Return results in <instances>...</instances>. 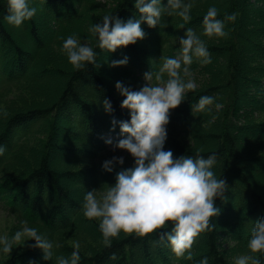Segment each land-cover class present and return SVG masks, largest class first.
Listing matches in <instances>:
<instances>
[{"label":"trees","instance_id":"obj_1","mask_svg":"<svg viewBox=\"0 0 264 264\" xmlns=\"http://www.w3.org/2000/svg\"><path fill=\"white\" fill-rule=\"evenodd\" d=\"M184 2L193 4L190 21L164 14L161 23L167 27L151 28L144 22L145 39L110 52L98 47V38L89 28L104 15L124 21L139 18L135 0H29L37 13L19 27L4 20L7 0H0V145L6 146L0 156V209L27 221L28 227L53 243L52 260H44L40 248L14 247L0 264H29L30 260L56 264L57 257L71 256L76 243L78 264H198L204 257L208 264H235L232 259L243 255L264 264V253H252L247 247L255 220L264 215V0ZM162 3L167 5V0ZM211 6L219 9L221 20L225 12L236 14L234 22H226V38L203 35V17ZM72 23L81 29L76 38L96 53L97 66L86 64L77 70L69 63L62 50L63 36L57 37L56 32ZM188 28L204 40L211 63L202 64V58L193 56L191 78L197 87L170 110L164 149L171 150L174 158L195 155L197 150L205 157L215 153L212 170L228 184L224 197L215 198L221 209L211 218L215 227L195 238L191 260L187 252L177 258L168 242L160 241V229L145 237L121 231L106 245L99 220L84 217L83 200L72 187L78 183L86 192L103 190L115 183L117 172L133 166L116 165L108 172L98 163L110 146L105 138H120L119 123L113 131L112 120H130V111L120 106L125 97L115 84L121 81L139 90L143 82L135 84L136 79L146 82L144 73L149 71L154 74L151 83H158L160 57L178 55V38ZM53 44L60 54L43 60L44 47ZM125 56L127 65L110 67L112 60ZM167 79L165 73L163 80ZM204 95L214 97V103L192 113L191 105ZM105 98L112 104L111 113L103 107ZM55 154L63 157L57 161ZM81 161L97 164L85 174L78 166ZM69 227L74 234L64 236ZM170 227L171 222L165 230ZM228 239L235 242L233 247L224 246Z\"/></svg>","mask_w":264,"mask_h":264},{"label":"clouds","instance_id":"obj_2","mask_svg":"<svg viewBox=\"0 0 264 264\" xmlns=\"http://www.w3.org/2000/svg\"><path fill=\"white\" fill-rule=\"evenodd\" d=\"M192 7V3H185L184 0H167V5L162 0H135L139 18L124 21L115 15H104L101 22L90 26L89 32L97 36L100 49L115 52L118 47H126L145 39L147 33L141 27L144 22L151 28L157 25L165 28L167 24L161 23L164 14H175L188 22ZM36 13L37 8L30 6L29 0H7V15L4 20L19 27ZM218 15V8H208L202 21L204 36H228L229 33L225 31L226 22H234L236 14L225 12L223 20L218 19ZM60 39L63 41L62 50L75 69L82 70L86 64L97 66L96 53L87 43H80L74 34ZM178 39V55L175 58L160 57L159 69L155 73L158 83H151L154 75L151 71L144 73L146 84L139 90L125 86L121 81L116 82V90L125 97L120 106L130 111V120L117 121L114 118L112 130L119 123L120 138H105V143L111 145L113 151L126 150L133 157L134 164L117 172L115 183L99 199L96 189L89 190L83 198L82 212L89 220H99V230L106 245L110 244V238L118 237L121 231L145 237L160 229V241H167L177 258L184 257L187 252L186 258L191 260L193 257L190 249L195 238L215 227L211 225V218L221 212L215 205V198L224 197L228 184L226 179H218L212 170L217 163L215 153L205 157L201 150H197L195 155L174 158L171 150L164 149L170 110L180 106L185 100V93L195 91L197 87L191 78L193 56L202 58V64L211 63L204 40L193 29L188 28L184 36ZM128 62L129 58L125 56L123 59L112 60L110 67L127 65ZM165 73L168 77L166 81L163 80ZM184 77L189 79L185 80ZM214 99L208 95L201 96L198 103L191 105L192 113L204 111L214 103ZM103 107L106 112L113 111L107 98L103 100ZM220 107V104H216L217 109ZM5 151L6 146L0 145V156ZM124 163L123 156H113L103 161L102 168L112 172L117 164ZM169 222L171 227L165 230ZM21 223L22 229L16 231L11 238L0 237L2 251L10 255L13 246L20 245L27 237L26 241L35 240L29 247L42 249L43 259L52 260L53 243L39 234L36 228L28 227L27 221ZM247 247L252 253H264V215L255 220ZM79 248V243H76L71 256L57 257L56 264H78ZM249 260L252 264H261L259 259L251 256L237 257L235 264H248ZM29 264L37 262L30 260ZM198 264H208V258L204 257Z\"/></svg>","mask_w":264,"mask_h":264},{"label":"rangeland","instance_id":"obj_3","mask_svg":"<svg viewBox=\"0 0 264 264\" xmlns=\"http://www.w3.org/2000/svg\"><path fill=\"white\" fill-rule=\"evenodd\" d=\"M97 2H105L107 0H96ZM254 11L251 10L250 11V14H252ZM248 17H250V15H248ZM67 29H70L67 31ZM58 31L56 32L57 34V37H59L60 35H62L65 39L69 36V35H75L76 34H81L80 33V26L79 24L77 23H72L71 25L67 26V27H62L61 29H57ZM75 32V33H74ZM86 43V42H85ZM56 45L53 44V45H50L48 47H44L43 49V53H44V56H43V60H45L47 58V56L49 54H60V50L57 49V47H55ZM255 52H253L254 54ZM37 59L39 60L40 58L37 57ZM142 83L143 82V86L146 84L145 81H142L140 78H137L136 79V82L135 84H139V83ZM155 84V83H153ZM138 87V85H137ZM15 89V88H14ZM14 89H13V92L12 94L10 95V98H14L15 96V92H14ZM113 156H123L124 159H125V163L124 165H133L134 164V159L133 157L130 155V153H128L126 150H121V149H116L115 151H113V148L112 146L110 145L107 149H105V151H103V155L101 156V158L98 159V163L100 165V167L102 166V163L103 161L107 160V159H111ZM63 156L61 154H55V159L58 161L62 158ZM90 160H97V159H90ZM97 164L96 161H81V163H79V168H82L85 170V174L87 171H91V168H94V166ZM119 165V164H117ZM82 176H86L84 174H82ZM111 180V179H108L107 182ZM79 186L76 188V186ZM72 187L73 189L75 188V190H77V193H78V199H81L83 200L85 194L89 191L86 192V190L84 189V187H80V185L78 183H73L72 184ZM93 189H96V188H93ZM108 189V187H103V190H99V189H96V195H97V198L99 199L103 193ZM92 190V189H90ZM98 220V219H97ZM74 225V224H73ZM72 225V226H73ZM71 226V227H72ZM23 227V225H21V222L20 220L15 216V215H12L10 213H7L6 211H3L0 209V237H3V236H8L9 238H11L16 231L18 230H21ZM74 231L71 230V228H67L66 230L63 231V235L64 236H72L74 233ZM28 238L25 237L22 241H21V244L20 245H14L13 248L17 247L18 249L20 248H25V247H29V244L32 240H28L26 241ZM24 241L25 244H24ZM92 240H89L87 243L84 244V246H88V243L91 242ZM235 245V242L228 239L227 241L224 242V246L226 248H229V247H233ZM2 245H0V263L3 261V259H5L8 254H5L3 251H2ZM244 256V255H243ZM246 257V256H245ZM237 257H234L232 260L233 262H235V259Z\"/></svg>","mask_w":264,"mask_h":264}]
</instances>
